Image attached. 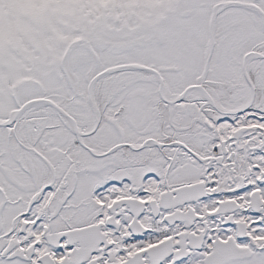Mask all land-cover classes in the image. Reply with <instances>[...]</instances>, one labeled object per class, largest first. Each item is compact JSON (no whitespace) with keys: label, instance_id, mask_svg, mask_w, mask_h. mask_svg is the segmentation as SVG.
<instances>
[{"label":"snow or ice","instance_id":"obj_1","mask_svg":"<svg viewBox=\"0 0 264 264\" xmlns=\"http://www.w3.org/2000/svg\"><path fill=\"white\" fill-rule=\"evenodd\" d=\"M0 264H264V0H0Z\"/></svg>","mask_w":264,"mask_h":264}]
</instances>
